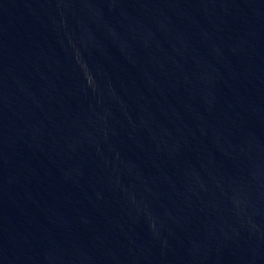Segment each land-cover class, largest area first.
I'll return each instance as SVG.
<instances>
[{
    "label": "water",
    "instance_id": "obj_1",
    "mask_svg": "<svg viewBox=\"0 0 264 264\" xmlns=\"http://www.w3.org/2000/svg\"><path fill=\"white\" fill-rule=\"evenodd\" d=\"M0 264H264V0H0Z\"/></svg>",
    "mask_w": 264,
    "mask_h": 264
}]
</instances>
